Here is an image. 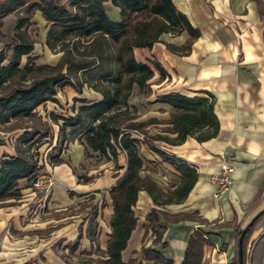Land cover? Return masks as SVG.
<instances>
[{
    "label": "crops",
    "instance_id": "0c3cea01",
    "mask_svg": "<svg viewBox=\"0 0 264 264\" xmlns=\"http://www.w3.org/2000/svg\"><path fill=\"white\" fill-rule=\"evenodd\" d=\"M260 1L262 7L254 0H172L175 8L200 31L189 52L178 55L165 47L166 43L182 46L188 39L184 33L164 34L150 49H134L138 63L151 66L156 61L166 72L161 79L154 70L145 99L148 108L136 119L140 123L160 122L145 128L148 136H175L164 132L170 125L162 124L169 121L174 109L155 103L157 97L173 93L189 98L210 94L219 130L216 137L203 142L194 137H187L179 146L155 142L168 156L193 165L196 182L179 203L159 201L155 206L148 193L138 192L132 209L137 223L121 253L122 264H153L142 260V248L161 253L172 264H183L188 242L198 229L214 244L204 247L201 264H232L238 232L264 210V0ZM105 8L112 7L107 3ZM140 153V176L150 178L163 193L173 192L180 184V175L145 144H141ZM4 158L0 157V162ZM61 159L62 164L45 169L50 171L53 185L42 203L48 210L44 219L29 220L25 204L16 203L15 199L0 207V264H68L56 256L58 248L67 253L72 264L77 260L90 259L91 264L98 259L107 260L104 252L113 213L108 191L116 176L123 173L125 157L121 153L118 156V167L122 168L119 170L107 160L89 167L83 146L75 144L62 151ZM222 160L232 162L234 172L230 190L216 199L212 177L219 172ZM84 178L90 180L84 182ZM18 189H26V182L20 181ZM37 203L39 207L41 202ZM82 205L84 214L79 212ZM152 208L159 211L156 231H161L162 237L158 244H153L154 232L146 230V218ZM96 211L95 225L90 230L89 221ZM90 234L95 235L94 244L90 243ZM258 238L264 240V216L253 230L247 252ZM76 242L78 247L74 249ZM262 259L260 256L258 264ZM251 260L257 264L252 256Z\"/></svg>",
    "mask_w": 264,
    "mask_h": 264
},
{
    "label": "trees",
    "instance_id": "16d2710c",
    "mask_svg": "<svg viewBox=\"0 0 264 264\" xmlns=\"http://www.w3.org/2000/svg\"><path fill=\"white\" fill-rule=\"evenodd\" d=\"M254 1L259 7L263 6L260 0ZM107 3L119 10V21H112L108 17L105 9ZM15 12H23V15L17 19L16 34L13 41L8 44L10 54L0 51V87L20 74L46 73L29 84L14 86L8 96L1 101H4V108H8L13 116L29 118L34 116L38 107L55 102L59 90L71 87L77 94H81L84 84L95 83L92 89L101 95L99 101L88 102L85 99L74 98L72 116L53 118L55 121H62L58 139L65 138L67 130L74 137L79 134L86 157L90 156V152L96 153L102 159L113 162L117 170L122 169L117 163L119 154L125 157V169L120 176H116L114 185L108 191L113 213L110 221L111 234L104 252L107 260L98 259L94 262L122 264L121 253L126 248L137 223L132 209L136 204L138 192L148 193L155 206L159 201L164 204L179 203L186 198L196 182L197 173L193 165L174 156H168L155 146V142L179 146L187 137H194L198 142H203L216 137L219 130L218 120L213 112L214 99L210 94L189 98L173 93L157 97L155 103L168 105L174 109L175 112L169 121L162 124L170 125L171 128L164 132L175 136L161 134L148 136L145 128L160 122L157 120L136 122L135 107L130 106L128 100L134 86L137 87L138 93L150 92L148 82L153 77L154 70L159 73L161 79L166 76V72L156 61H153L151 66L138 63L133 51L150 49L154 43L160 42L161 35L176 36L184 33L188 39L182 46L166 43L165 47L172 53L185 55L192 43L200 37V31L175 8L172 0H0V29L3 20ZM36 13H40L48 26L46 46L52 49L64 47L55 67H36L29 64L28 58L27 63L21 68L23 58L29 57L34 51V42L23 29ZM70 41L74 44L83 43L86 48L91 47L92 51L80 52L75 45L68 48L65 44H69ZM4 62H7L5 66L2 65ZM63 69L66 71L64 74ZM79 73H82L84 82H81ZM76 104L79 106H75ZM48 138V133L35 130L23 132L19 141L25 148L23 152H26L27 156L22 152L16 156L5 157L0 162V207L10 199H18L20 181L26 182V188L35 181L37 173L43 166H39V160L30 152L34 145L41 144ZM141 144H145L148 150L158 155L180 175V184L173 192L163 193L150 178L140 176L143 164ZM63 150L61 144L57 143L54 154H48V163L52 166L62 164ZM89 180L83 179L84 182ZM158 213L159 211L152 208L146 218L148 222L146 230L151 229L155 235L153 244H158L162 237L161 231H156L159 223ZM96 216L97 211L91 215L90 230L95 225ZM163 216L167 218V215ZM263 216L264 210L238 232L237 253L232 264H248V241ZM80 230L81 227L78 240L81 239ZM244 230L246 232L242 235ZM89 240L94 244L95 235L90 234ZM205 246L214 244L198 229L188 242L183 264H201ZM77 247L78 242L73 248ZM141 254L143 261L172 264L161 253L152 249L142 248ZM84 255L90 256L91 253ZM92 262L89 259L82 264ZM128 264L136 262L130 261Z\"/></svg>",
    "mask_w": 264,
    "mask_h": 264
},
{
    "label": "rangeland",
    "instance_id": "374dc122",
    "mask_svg": "<svg viewBox=\"0 0 264 264\" xmlns=\"http://www.w3.org/2000/svg\"><path fill=\"white\" fill-rule=\"evenodd\" d=\"M105 9L108 17L112 21L120 20L118 9L114 7ZM22 15L23 12H15L7 16L3 20V26L0 29V51L3 50L4 52H6L7 55L10 54V47L8 46V44L13 41V36H15L16 34L15 25L17 19ZM23 30L26 31L29 39L34 42V51L29 57L23 58L21 68H23L24 65L27 63L28 58L29 64L34 65L36 67H55L62 56V49L64 47H56L52 49L46 46V34L48 26L42 19L40 13H36L30 20L28 26L25 27ZM160 39H162V35L160 36ZM65 45H67L68 48H73L75 45L80 52L83 50L86 52L92 51L91 47L86 48V46H83V43L74 44L73 41H70L69 44ZM6 64L7 62H4L2 65L5 66ZM64 73H66L65 69H63V74ZM43 74L37 72L20 74L19 76L13 77L9 80V82L0 87V157H11L8 155L9 153H11L13 156L22 154L25 148L20 144L19 137L23 132L30 130L49 134L48 139H45V141H43L41 144L34 145L30 152V154L34 155L37 160H42V162L44 161V158L47 160V162L49 161L48 154H54V147L57 143H60L61 146L67 150L69 149L70 145L76 144L82 147L81 142L79 140V134L74 137L72 136V133L69 132V130H67L68 134L65 138L62 137L58 139L59 126L62 124V121H55L53 116L58 119L60 118V116H72L71 108L73 106L74 98L85 99L88 102H95L101 99V95L92 89V85L95 83L84 84L82 87L81 94H77L71 87H65L64 90H59L55 97V102H48L38 107L35 110L34 116L29 118L15 117L11 113H9L8 108H4V101L1 100L8 96L9 92L11 91V88L16 85L29 84L33 80L41 78ZM78 76L81 78V82H84V77L82 76V73H79ZM145 99L146 94L138 93L137 87L134 86L131 91L128 104L130 106H132V104H135L133 105V107H135L136 110L134 114V116H136V119L137 117L141 116L144 110L148 108ZM75 106H79V104H76ZM137 138L140 140L139 136ZM23 155L27 156V153L23 152ZM84 158L86 164L89 167L98 166L99 163L105 161L104 159L95 154H90L89 157H86L84 154ZM120 159L119 161L122 162V160ZM108 165L112 166L113 164ZM30 188L31 186L29 188L21 190L20 196L14 201L16 203L25 204L26 215L29 220L34 219L35 217L37 218V220H41L42 218L44 219L48 213V210L42 205V203L46 199H43V202H41V205L38 207L37 201L34 199L31 191L29 190ZM87 197L90 198L94 196L87 195ZM84 208V205H82V208H80L79 212L84 214ZM47 231L48 230L44 232ZM43 235L45 234L43 233ZM55 254L58 257L60 256L64 262L68 264L73 263V260H71L67 253L63 252L62 249L58 248L57 250H55ZM260 256H263L261 264H264V240L258 238L252 252L253 261L258 264ZM74 262L76 264L83 263L82 260H77Z\"/></svg>",
    "mask_w": 264,
    "mask_h": 264
},
{
    "label": "built area",
    "instance_id": "2783aa9c",
    "mask_svg": "<svg viewBox=\"0 0 264 264\" xmlns=\"http://www.w3.org/2000/svg\"><path fill=\"white\" fill-rule=\"evenodd\" d=\"M39 166H43V168L40 169L37 173L36 179L32 183L31 188L29 190L31 191L36 201L43 202V199H47L50 194L51 187L53 185V179L50 171L44 172L42 170L50 169L52 165L49 164L44 158L43 162L42 160L39 161ZM233 172L234 164H232V162L228 160H222L219 172L212 177V182L216 185L214 198L218 199L230 190ZM254 246L255 243L252 244L248 249V264H251V256Z\"/></svg>",
    "mask_w": 264,
    "mask_h": 264
},
{
    "label": "water",
    "instance_id": "95a60500",
    "mask_svg": "<svg viewBox=\"0 0 264 264\" xmlns=\"http://www.w3.org/2000/svg\"><path fill=\"white\" fill-rule=\"evenodd\" d=\"M245 232H246V230H244V231H243L242 235H244V234H245Z\"/></svg>",
    "mask_w": 264,
    "mask_h": 264
}]
</instances>
